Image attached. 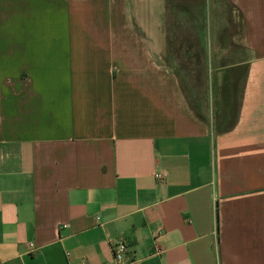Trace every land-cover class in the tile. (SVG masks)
<instances>
[{
  "label": "crops",
  "instance_id": "obj_1",
  "mask_svg": "<svg viewBox=\"0 0 264 264\" xmlns=\"http://www.w3.org/2000/svg\"><path fill=\"white\" fill-rule=\"evenodd\" d=\"M82 263L264 264V0H0V264Z\"/></svg>",
  "mask_w": 264,
  "mask_h": 264
},
{
  "label": "rangeland",
  "instance_id": "obj_2",
  "mask_svg": "<svg viewBox=\"0 0 264 264\" xmlns=\"http://www.w3.org/2000/svg\"><path fill=\"white\" fill-rule=\"evenodd\" d=\"M237 20V18H236ZM223 21V18H222ZM225 26L228 31H222V27ZM229 27V28H228ZM207 31H208V35H209V46H211V44L213 45L214 39L212 35V26L210 28L209 24L207 25ZM217 36H219V38L222 39L218 40L220 41V43L218 41H215L214 43V47L221 49V48H239L242 47V40L240 39V22L234 23L233 26H226V23H219V28L217 31ZM240 56L238 55H214V62H219V63H226V62H232V61H236L235 58H239ZM195 72V71H194ZM182 75L184 76L183 78L185 79V81L189 84L190 86V94L192 95L193 98L191 99V102L196 106L199 107H203L204 106V98H195L196 96H201L202 93L204 92L203 87L201 86V84H199V79H200V73L196 71V73H193V70L189 71V72H184L181 71ZM199 78V79H198ZM210 82L211 84L215 83V75H213L212 77H210ZM231 87H229V91L227 93H231L232 91V83L229 84ZM214 89V88H213ZM216 93V90H215ZM218 94V93H217ZM216 94V96H217ZM229 95V94H228ZM219 96V95H218ZM228 99V98H227ZM220 107H222L220 105ZM229 110V107L226 108L225 111Z\"/></svg>",
  "mask_w": 264,
  "mask_h": 264
},
{
  "label": "built area",
  "instance_id": "obj_3",
  "mask_svg": "<svg viewBox=\"0 0 264 264\" xmlns=\"http://www.w3.org/2000/svg\"><path fill=\"white\" fill-rule=\"evenodd\" d=\"M163 175L164 174L162 172L154 173V176L158 179H161ZM30 245L32 246L33 243H30ZM112 250H113L114 259L121 262L125 258V254L127 251V245L123 240H118L112 243ZM82 264H85V263H82Z\"/></svg>",
  "mask_w": 264,
  "mask_h": 264
}]
</instances>
